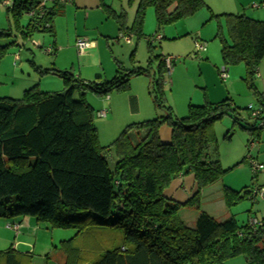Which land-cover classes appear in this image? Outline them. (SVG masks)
Segmentation results:
<instances>
[{
  "label": "trees",
  "instance_id": "obj_1",
  "mask_svg": "<svg viewBox=\"0 0 264 264\" xmlns=\"http://www.w3.org/2000/svg\"><path fill=\"white\" fill-rule=\"evenodd\" d=\"M135 1L129 0V5ZM73 3L74 0H13L8 12L14 31L27 42L39 34L54 37L56 19L63 17ZM101 7L107 18L116 21L119 32L132 33L138 39L144 36L149 7L154 8L158 31L209 9L204 0H138L134 21L128 26L124 10L117 12L103 2ZM25 17L28 21L22 25ZM222 18L229 39L224 34ZM212 20L218 23L215 37L221 42L223 63L227 67L244 64L243 80L264 107V98L255 85L264 60V21L234 14H212ZM147 42L152 53L154 41ZM8 48L9 45L0 47V61ZM166 59L158 56L149 59L146 68L131 69L117 62L115 76L104 81L85 82L60 72L65 85L63 94L41 91L37 85L20 99L0 98V219L33 218L51 229L77 230L83 237L96 225L118 231L121 243L95 253V259L88 264H225L240 256L248 264H264V218L257 227L250 223L240 226L234 217L218 221L200 210L201 190L220 181L232 169L221 166L215 124L230 117L234 125L259 137L263 126L257 125L258 120L251 129L242 126L239 109L230 98L219 103L205 98L202 105H190L186 117H175L163 88L169 72ZM154 60L158 62L157 76L149 94L156 109L165 114L128 125L111 145L100 147L94 125L97 113L86 94L109 97L113 91L128 92L133 78L150 75ZM132 102L136 100L132 98ZM261 119L264 121V116ZM164 125L172 129L170 144H164L159 136ZM111 154L116 160L113 168L108 161ZM190 175L198 186L190 201L182 205L164 197L173 180ZM256 190L246 187L236 191L224 186L227 208L255 200ZM184 207L197 208L199 212L193 228L180 217ZM62 248L67 257L65 264H81V250L73 248L71 241L62 242ZM32 262V256L11 248L0 251V264Z\"/></svg>",
  "mask_w": 264,
  "mask_h": 264
},
{
  "label": "rangeland",
  "instance_id": "obj_2",
  "mask_svg": "<svg viewBox=\"0 0 264 264\" xmlns=\"http://www.w3.org/2000/svg\"><path fill=\"white\" fill-rule=\"evenodd\" d=\"M5 1L8 0H0V33L6 35L0 36V47L9 45V48L0 61V98L20 99L26 90L37 85L41 91L51 92L48 90L50 88V90H54L53 92H61L63 94L65 85L60 77V72L71 73L75 79L85 82L104 81L110 80L115 76L117 62H120L126 69L133 67L146 68L149 59L163 56L173 58L171 73L165 75L163 88L166 103L172 108L175 117H186L190 105L197 106L200 102L204 104L208 93H214L216 87L213 76L214 70L221 86L228 87L231 82L233 83L232 87L230 86L231 89L227 98H231L239 109L240 124L245 128L251 129V126L256 122L251 117V111L248 108L253 106L255 110H258L262 108V105L243 80L246 75L244 64L240 63L227 67L223 63L221 42L219 38L215 37L218 23L216 20H212V13L207 8L200 11H208L210 21L207 23L198 21V13H200L198 12L190 18L182 20L175 25L166 26L161 31H158L154 8L149 7L145 13L144 36L140 39L132 33L125 35V32H119L118 25L113 19L106 20V24L101 29V32H106V35L100 36L96 29H90V32L93 30L94 34L91 40L99 39V50L96 49L94 53L80 56L76 48L77 39H74L73 43L70 42L73 31L72 22L69 21L66 24L65 20H63L64 24H62L63 26H61L58 36L57 33L54 37L49 34H39L34 36L33 40L24 42L14 31L11 16L8 12L10 5L5 4ZM235 1L225 0V8L228 10L235 9ZM137 2L138 0L130 6L129 0H122L121 2L117 0L107 1L108 5L111 4L116 11H125L128 26H131L134 21ZM10 3L12 2L10 1ZM257 5L262 6L259 3ZM221 20L225 29L224 34L229 39L225 28V18ZM27 21L28 18L25 17L22 25H25ZM67 25L69 26V36L65 32ZM95 25L91 23V27ZM9 31L10 36H8ZM126 36L132 37L131 43L127 42ZM158 37H161V40L156 39ZM39 39L41 43H35L34 40ZM148 39H151V41L156 39L152 43V53L148 51ZM14 41L17 43L16 45L11 44ZM195 42L206 44L207 52L197 54ZM60 46H62V49H60ZM48 49L49 53L46 52ZM91 50L88 52H91ZM210 51H213V57L209 56ZM133 53L134 55L131 58ZM215 57L220 62V65L216 68L219 70H216L213 65ZM157 64L158 62L154 60L149 76L133 78L128 92L119 93L113 91L108 95L110 98L114 96L120 97L121 103L119 114H116L113 120L111 116L109 119H99L97 117L94 119L100 147L111 145L119 138L129 122H134L133 120L138 117H144L148 109L149 112L151 111L154 114L156 112L159 116L165 114L164 110L156 109L153 98L149 94V88L157 76L155 75ZM261 67L264 69V60L260 64V69ZM223 68H227L229 76L225 82L220 76ZM44 70H49L50 73L43 74L42 71ZM255 85L262 98H264L262 94L264 88L263 77L258 75L255 78ZM63 86L64 89H62ZM140 90H142V93H140ZM133 96L136 98L135 104L132 102ZM78 97L79 95L76 94L75 98L78 99ZM85 98L96 113L109 103L103 104L107 97H100L91 92H88ZM200 98L201 101H199ZM180 114L185 115L180 117L182 116ZM214 132L218 142V155L221 166L224 169L233 167L235 164H238V166L236 165L228 171L220 181L201 190L200 210H207L212 214H216L218 218L225 215L226 211H228L230 215L234 216L240 226L246 224L248 215L256 216L260 220L258 209L261 207V204H259L261 200L259 202L256 200H244L233 208L228 209L223 198V185L241 190L246 187L255 188L257 184H260V174L257 177L250 162L254 161L264 166V149L259 151L264 144L262 140L264 127L260 131L259 137L257 134L252 135L239 125H234L232 118L224 117L215 124ZM229 133L232 135L230 139H227L226 136ZM108 161L110 167L113 168L116 161L114 154L109 156ZM185 213H187V215L185 214L187 220H190L191 217H195L199 212L197 208H187ZM11 220L13 219H0V237L3 236L2 238L9 239L10 243H13L18 232L14 228L8 227V225L13 224ZM89 231L87 235L84 233L83 237L74 229H51L48 224L39 223L37 230L31 236L33 247L22 250L34 251L32 264H55L54 261L58 260L62 254V251H58L62 246L61 242L71 241L72 243L75 239H78L74 242V246L79 247L82 252L80 263L88 264L87 262H92L95 253L102 251L103 248H110L114 243H121V234L118 231L109 230L106 227L100 228L98 225L90 227ZM0 250H4L1 244ZM45 254H49L50 257L47 259ZM54 254H57V256L52 258ZM236 258L226 261L225 264Z\"/></svg>",
  "mask_w": 264,
  "mask_h": 264
},
{
  "label": "crops",
  "instance_id": "obj_3",
  "mask_svg": "<svg viewBox=\"0 0 264 264\" xmlns=\"http://www.w3.org/2000/svg\"><path fill=\"white\" fill-rule=\"evenodd\" d=\"M10 1L12 2L13 0L5 1V4L10 5L11 4ZM107 1H109V0H74L73 4L67 6L65 15L63 17H59L56 19L55 24H54L55 36H56V33L58 36L59 32L61 31V28H62L61 26H63L62 24H64L63 20H65L66 24H67V22L69 23V21H70V22H72V25H73V31L71 33L70 42L73 43L74 39L76 40L79 38H85V39L90 40L93 43V49L91 50V52L86 53L84 56L89 55L91 53H94V51L96 49L99 50V47H100L99 46L100 45L99 39L98 40H96V39L91 40V38L94 37L93 36L94 34H93V30H91V32H90V29H96L97 32H99L100 36L106 35V32H101L102 31L101 29L104 26V24H106V20H110V19L107 18L106 14L102 10L101 2L108 5ZM204 1L207 4V6L209 7V10L211 11V13L214 15H224V14L245 15V16L253 19V20L264 21V5L262 2L263 0H236L234 3L235 9H230V10H228L224 6L225 0H204ZM257 3L261 4L262 6L257 5ZM109 6H111V4ZM198 14H199L198 21H203L205 23L210 21L208 11L204 10ZM91 23H94L96 25L94 27H91ZM68 27L69 26L67 25L65 32L69 36ZM103 37L108 38L106 36H103ZM34 41H35V43H41L40 39L34 40ZM60 49H62V46H60ZM46 52L49 53V49ZM212 52L213 51L209 52L210 57H213ZM213 62H214L213 65L216 69L217 66L220 65V62L216 59V57L213 59ZM216 70H219V69H216ZM168 73H171V67L169 68ZM213 74H214L213 76H214V80L216 83V87H215L214 93L213 94L208 93L206 98L211 103H219V102H221L227 98V96L230 93L229 91H230L233 83L231 82V85H230L231 87L230 86L223 87L218 82V78H217L214 70H213ZM258 75H259V77L260 76L263 77V80H264V69L262 67H261V69L259 67ZM258 75H257V77H258ZM62 89H64V86ZM48 90L51 92L54 91V90L53 91L50 90V88H48ZM140 93H142V90H140ZM262 94L264 97V88H263ZM132 98H134L136 100V98L134 96ZM199 101H201V98ZM107 102H109V103L106 105L105 103H107ZM232 102H233V100H232ZM120 103H121L120 97H116V96L111 97V98L107 97L105 99V101L103 102V104H105L106 106H104L103 109L97 111V113L104 110V111H106V117L102 118V119H109V117L111 116V118L113 120V118H115L116 114H119ZM201 103L202 102H200L199 105H202ZM155 114H156V112H155ZM155 114L151 113V111L149 112V109H148V112H147V114H145L144 117H140V118L138 117V118L134 119L133 120L134 122H129L127 124V126L130 124L141 123V122H145L148 120L155 119L159 116V114H156V115ZM180 115H182L180 117H184L183 115H185V114H180ZM99 119H101V118H99ZM159 136H160L161 141L164 144H170L172 141V129L167 125L162 126L159 130ZM262 140L264 141V133H263ZM263 149H264V144L262 145V147L260 148L259 151H262ZM236 165H238V164H235V166ZM235 166L230 167L228 169L234 168ZM258 174H260V179H261V180H259L260 184H257V186H255V188H253V189L256 190L258 188V190H256V191H258V194H257V197L255 200L257 202H259V200H261L259 203V204H261V207L258 209V213L261 217L260 220H262L264 218V169L261 170L260 172L256 173L257 177H258ZM223 186H227V185H223ZM227 187H229V186H227ZM229 188L234 189L236 191H239L238 188H232V186H230ZM197 192H198V186H197V183L195 181V178L193 175H190L187 177H178L175 180H173L172 183L170 184V186L164 191V197L167 198L168 200H171V201H174V202H177V203L184 205L188 201H190L197 194ZM186 209H187V207L186 208L184 207L180 210V217L187 226L193 228L196 224V220H197L199 213L196 214L195 217H191L190 220H187V218L185 216V214L187 215V213H185ZM202 211L208 213L209 215H211L212 217H214L218 221H225L231 217H234L233 215H230V213H228V211H226L225 215L221 216L220 218H218L216 214H212L207 210H202ZM252 218L259 220V218L256 216L248 215L246 218V223H249L250 219H252ZM11 221L13 222V224H16L19 226V228L17 230L18 234L16 236V240H15V242L10 243L9 239H4V238H2L3 236L0 237V244L2 246V249H4V250H0V251H6V250L11 248L18 253L27 254L28 256L33 257L34 251L32 249L31 250L33 252L24 251L22 249H24V248L30 249L31 247H33L32 242H31V236L37 230L39 223L35 219L28 218V217L13 219ZM77 240L78 239H75L72 242V247L79 249V247L74 246V242ZM82 243H84V242H82ZM61 245H62V242H61ZM58 251H62V254L60 255L58 260L54 261V263L55 264H65L67 257H66V254H65L62 246H61L60 250L58 249ZM96 255L97 254L94 255L93 260L95 259ZM45 256L47 259L50 257L49 254H45ZM56 256H57V254H54L52 256V258H54ZM81 256H82V252L80 253V257ZM80 257H79V259H80ZM90 262L91 261H89L87 263H90ZM228 264H248V263L245 260V258L237 257L236 259L229 261Z\"/></svg>",
  "mask_w": 264,
  "mask_h": 264
},
{
  "label": "built area",
  "instance_id": "obj_4",
  "mask_svg": "<svg viewBox=\"0 0 264 264\" xmlns=\"http://www.w3.org/2000/svg\"><path fill=\"white\" fill-rule=\"evenodd\" d=\"M125 35H128L127 33ZM158 40H161V37H158L156 38ZM152 39V41H156ZM126 40L128 43H131L132 42V37H128L126 36ZM76 48H77V51H78V54L80 56H83L85 55L86 53H88V51H90L91 49H93V43L88 40V39H85V38H79L77 39L76 41ZM195 50H196V53L197 54H202V53H205L207 51V45L204 44V43H199V42H195ZM173 61V58H167L166 59V62L168 64V68L171 67V62ZM228 70L227 68H223L220 72V76H221V79L225 82L227 79H228ZM248 110L251 111V117L254 118L255 120H258V123L257 125L260 127V126H264V121L261 119V117L263 116V110H264V107L258 109V110H255L253 108V106H250L248 108ZM106 117V111H100L97 113V118H105ZM261 120V122H260ZM254 143V142H252ZM251 164V167L253 169V171L255 173H258L260 172L261 170L264 169V166L262 164H259L257 162H254V161H251L250 162ZM250 225L253 226V227H257L260 225V221L258 219H255V218H252L250 219ZM9 228H14L16 231L18 230L19 226L16 225V224H12V225H8Z\"/></svg>",
  "mask_w": 264,
  "mask_h": 264
}]
</instances>
